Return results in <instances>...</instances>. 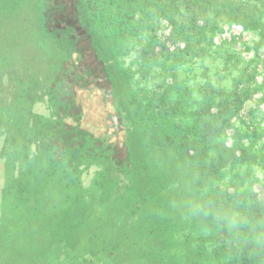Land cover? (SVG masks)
I'll return each mask as SVG.
<instances>
[{
	"label": "rangeland",
	"instance_id": "rangeland-1",
	"mask_svg": "<svg viewBox=\"0 0 264 264\" xmlns=\"http://www.w3.org/2000/svg\"><path fill=\"white\" fill-rule=\"evenodd\" d=\"M263 41L264 0H0V114L38 88L28 162L0 157L10 259L31 254L12 204L39 169L64 216L92 212L54 261L264 264ZM88 45L104 81L81 69ZM249 77L244 110L226 116L220 84Z\"/></svg>",
	"mask_w": 264,
	"mask_h": 264
},
{
	"label": "trees",
	"instance_id": "trees-1",
	"mask_svg": "<svg viewBox=\"0 0 264 264\" xmlns=\"http://www.w3.org/2000/svg\"><path fill=\"white\" fill-rule=\"evenodd\" d=\"M57 1V0H56ZM230 5H233L229 2ZM57 5V4H56ZM61 6V5H57ZM64 7V6H62ZM63 10V8H62ZM246 14H251V10H245ZM183 20V18H182ZM198 26L196 22H194V30H197ZM75 46L78 51L84 50L82 44L88 42V38H77L74 35ZM264 44V41L263 43ZM89 47V45H88ZM84 53L83 61L81 63V69L83 72H91L93 71L92 75L99 81H104L102 76H104L103 72V64L98 60L95 56L93 47H89V50ZM87 60L90 63H87ZM102 68V69H101ZM242 71H237V74H241ZM252 73V72H250ZM247 76H245L246 78ZM231 81V88L226 89L222 84H220L221 91L226 95V97L230 98V102L232 105H223L221 107L223 114L231 115H239L244 110V102L246 99L251 95L253 91V87L256 88L255 85L251 84V78L249 77L245 82H240L239 85H234L235 78H229ZM224 81V80H223ZM222 81V82H223ZM221 82V83H222ZM237 82V80H236ZM33 82H29L27 85L23 84L19 89V94L15 97V102L11 107H3L2 113L0 114V157L3 160H6V165L12 167V163L16 162H28L29 155H30V144H31V135L29 132L31 122L36 123L34 118H32L31 111V101L36 99L38 96L37 86L32 84ZM209 93H216L213 91V87L209 85ZM84 88V87H83ZM87 89V88H86ZM264 89V88H262ZM99 95L102 96L101 92H98ZM208 93V94H209ZM34 102V101H33ZM212 112V111H211ZM114 122H115V116ZM35 125V124H34ZM33 125V126H34ZM211 127V125H209ZM50 127V126H49ZM46 128V127H45ZM44 128V129H45ZM48 128V127H47ZM42 129V130H44ZM73 131L67 130L64 133L69 136ZM107 132L108 129H107ZM57 135H53V138H57ZM3 140V141H2ZM51 140H53L51 138ZM56 141V140H55ZM53 141L52 143L48 140L46 145L43 147H48L46 151L49 153H53L55 146ZM56 156V157H55ZM54 157L51 155H47V157L43 156V160L52 159V161L57 160L61 157V155H55ZM62 162L60 161V164ZM59 164V166H60ZM59 166L57 168H59ZM61 168V167H60ZM72 167H69L67 176L70 178L72 176V171L70 170ZM37 171L35 178L34 189L30 187V184L26 189H17L16 195H13V204L14 207H17L21 211H23L24 215L26 216L24 224L17 229L18 234L21 230H25L26 235H31V239L27 242L28 247L31 248V254H28L27 251L23 252V258H19L18 262L13 261L10 259L11 252L4 250V244L6 242L5 235L3 230H5V225L7 223V217L1 221V228H0V264H65L63 262L54 261L58 252L62 250L64 244L63 239H69L70 246L67 248V252H73L70 248L75 242L74 238L76 233L79 232L80 227H89V224L86 222L90 217L92 212H82L78 215H70L64 216L62 214L63 206H58V203L52 204L51 200V192H47L44 190L45 185L43 184V178L41 176V171L39 169H34ZM30 175V173H29ZM72 178V177H71ZM70 178V179H71ZM10 180V179H9ZM74 183V182H73ZM72 184V183H71ZM49 188V187H48ZM12 190V188H11ZM16 193V191H15ZM14 193V194H15ZM9 195V194H7ZM53 196V195H52ZM9 197V196H8ZM69 198V199H68ZM75 197L67 196L68 205L73 203V199ZM8 203L4 201V207L8 209ZM6 211V210H5ZM4 211V212H5ZM10 213V212H9ZM8 214V212L6 213ZM86 216V217H85ZM84 217V218H83ZM96 221H100V216L96 217ZM93 220V221H94ZM101 221L104 222V217L101 216ZM94 223V222H93ZM69 224V225H68ZM17 238V239H16ZM16 239V240H15ZM15 240V241H14ZM23 237L19 238L13 236V245L19 246L24 241ZM20 241V242H18ZM4 250V251H3ZM22 253V254H23ZM15 254V253H14ZM71 256V255H69ZM72 257V256H71ZM76 257H73V260ZM69 259V258H68ZM68 262H72V258L69 259Z\"/></svg>",
	"mask_w": 264,
	"mask_h": 264
}]
</instances>
